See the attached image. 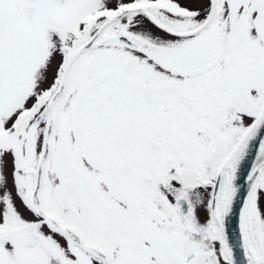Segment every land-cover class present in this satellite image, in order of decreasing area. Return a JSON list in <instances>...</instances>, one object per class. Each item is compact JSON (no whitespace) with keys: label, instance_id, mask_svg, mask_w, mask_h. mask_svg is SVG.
Returning <instances> with one entry per match:
<instances>
[{"label":"snow or ice","instance_id":"6c2138e0","mask_svg":"<svg viewBox=\"0 0 264 264\" xmlns=\"http://www.w3.org/2000/svg\"><path fill=\"white\" fill-rule=\"evenodd\" d=\"M0 264H264V0H0Z\"/></svg>","mask_w":264,"mask_h":264}]
</instances>
